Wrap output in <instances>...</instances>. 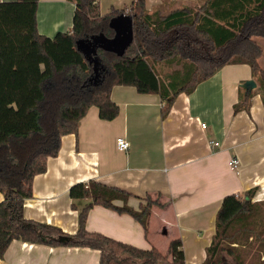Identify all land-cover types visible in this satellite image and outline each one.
<instances>
[{
	"label": "trees",
	"instance_id": "obj_1",
	"mask_svg": "<svg viewBox=\"0 0 264 264\" xmlns=\"http://www.w3.org/2000/svg\"><path fill=\"white\" fill-rule=\"evenodd\" d=\"M74 3L69 31L40 34L38 0H0V258L13 239L47 245L89 247L99 251L98 264H185L179 238L165 253L140 248L85 228L95 204L128 213L147 232L149 200L133 208L130 192L89 179L69 187L74 200L87 199L78 209V226L67 234L53 224L28 219L23 213L32 196L34 176L46 170L48 157L58 154L61 137L77 134L78 122L92 105L98 116L111 120L118 105L114 85H132L139 92L157 93L166 116L180 92L190 93L226 64L246 63L264 97V0H195L163 12L148 11L144 0L102 13L98 0ZM132 18L133 39L121 56L97 49L98 76L77 50L75 40L103 32L112 16ZM153 62L176 65L161 78ZM92 78V79H90ZM234 111L249 106L251 91L241 85ZM255 189L243 196L225 195L215 215L214 232L201 264H264V200L252 201ZM67 236L65 240L59 237Z\"/></svg>",
	"mask_w": 264,
	"mask_h": 264
},
{
	"label": "crops",
	"instance_id": "obj_2",
	"mask_svg": "<svg viewBox=\"0 0 264 264\" xmlns=\"http://www.w3.org/2000/svg\"><path fill=\"white\" fill-rule=\"evenodd\" d=\"M131 1L98 0V4L106 13L128 7ZM191 1L195 0H144V6L167 12ZM74 6L70 0H38V32L53 36L69 31ZM247 79L256 83L246 90L252 95L249 106L234 111L239 87ZM257 86L248 64H226L192 92H180L162 117L157 93L114 85L110 96L118 114L101 119L92 105L80 118L77 134L61 137L58 154L48 157L46 170L34 176L24 216L75 233L78 209L87 199L74 200L73 208L69 187L94 179L130 192L127 203L133 208L146 195L158 198L160 204L150 208L146 233L130 214L95 204L86 214L88 231L163 253L172 239L179 238L185 264H201L222 198L255 189L252 201L264 200V97ZM118 136L128 140L126 151L117 148ZM211 140L219 144L210 146ZM232 157L239 159L237 170L228 164ZM98 259L99 251L89 247L13 239L0 264H98Z\"/></svg>",
	"mask_w": 264,
	"mask_h": 264
},
{
	"label": "water",
	"instance_id": "obj_3",
	"mask_svg": "<svg viewBox=\"0 0 264 264\" xmlns=\"http://www.w3.org/2000/svg\"><path fill=\"white\" fill-rule=\"evenodd\" d=\"M108 26L113 30L111 37L106 36L103 32H98L75 40L77 50L92 64L93 79L98 76L100 66L97 49L100 48L121 56L133 39L132 18L129 14L122 12L112 16L108 21ZM242 86L246 90H251L256 86V83L253 79H247L242 83ZM65 239L67 236L59 237V240Z\"/></svg>",
	"mask_w": 264,
	"mask_h": 264
},
{
	"label": "rangeland",
	"instance_id": "obj_4",
	"mask_svg": "<svg viewBox=\"0 0 264 264\" xmlns=\"http://www.w3.org/2000/svg\"><path fill=\"white\" fill-rule=\"evenodd\" d=\"M257 40L259 41V43H260V44L262 45V47H263V54H262V56L260 57V62H261V64L264 66V38H263V37H259V38H257ZM150 62L152 63V65L154 66V68H155L157 74H158L161 78H163L164 75L167 74L168 72H170L174 67L177 68L176 65H168V64L165 63V62H156V61H155V62L150 61ZM145 198H146V197L143 198V201H144L143 203L146 202V199H145ZM149 200L160 203L159 200H158V198L153 197V196H150V195H149Z\"/></svg>",
	"mask_w": 264,
	"mask_h": 264
},
{
	"label": "built area",
	"instance_id": "obj_5",
	"mask_svg": "<svg viewBox=\"0 0 264 264\" xmlns=\"http://www.w3.org/2000/svg\"><path fill=\"white\" fill-rule=\"evenodd\" d=\"M163 105V102H161ZM201 126L204 127L205 124L201 123ZM210 146H217L219 143L217 141H209ZM116 146L119 150L121 151H126L129 148V142L124 136H118L116 138ZM228 164L230 165L231 168L236 169L238 168L239 165V159L237 157H232L229 161Z\"/></svg>",
	"mask_w": 264,
	"mask_h": 264
}]
</instances>
